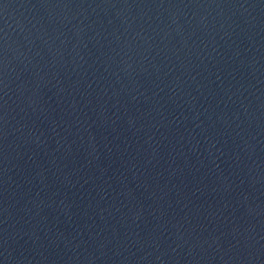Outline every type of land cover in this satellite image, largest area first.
I'll return each instance as SVG.
<instances>
[{
    "label": "water",
    "instance_id": "obj_1",
    "mask_svg": "<svg viewBox=\"0 0 264 264\" xmlns=\"http://www.w3.org/2000/svg\"><path fill=\"white\" fill-rule=\"evenodd\" d=\"M0 264H264V0H0Z\"/></svg>",
    "mask_w": 264,
    "mask_h": 264
}]
</instances>
